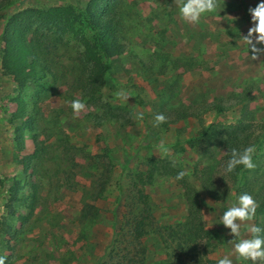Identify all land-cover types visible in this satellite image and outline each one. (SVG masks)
<instances>
[{
	"label": "rangeland",
	"instance_id": "374dc122",
	"mask_svg": "<svg viewBox=\"0 0 264 264\" xmlns=\"http://www.w3.org/2000/svg\"><path fill=\"white\" fill-rule=\"evenodd\" d=\"M89 1L61 5H73L84 13ZM259 1L217 0L215 12L191 24L181 19L175 0H108L106 7L116 18L113 25L125 51L110 60L105 87L97 96L85 95V77L79 70L85 36L80 21L75 34H62L60 41L51 43L57 48H50L48 56L43 48L38 51L41 62L43 57L48 58L46 62L55 76H44L38 66L41 80L28 83L22 91L13 75L6 85H0L4 93L10 91L8 99L0 97V123L12 122L14 128L23 125L25 134L31 132L33 143L27 148L24 134L23 152L18 150L21 158L16 160L22 170L15 176L13 170H7L11 160L0 169L6 171L0 177V257H6L5 264H100L107 258L126 211L135 208L133 184L138 181L137 174L148 169L153 170V176L145 190L154 205L157 229L142 239L147 264H166L173 249L179 255L177 244L185 233L181 225L187 220L188 204L179 180L160 175V164L148 165L158 140L167 136L166 127L154 126L155 116L160 112L166 120H172L183 112L205 115L216 102L229 109L227 118L213 122L216 125L208 136L194 143L206 126L200 128L197 138L188 141L192 147L189 158L183 160L179 154L164 159L189 171L185 178L199 191L204 224L213 245L209 258L214 262L208 264H218L215 256L231 251V242L238 240L221 223V217L238 204L241 194L248 193L256 200L254 224L264 229V117L257 101H249L247 94L238 90L239 83L223 72L220 64H216L218 73L228 75L225 81H204L193 75L184 80L182 73L198 65L185 63L183 57L170 51L177 43L184 48V43L187 46L190 41L206 39L209 33L215 35L212 40L228 41L225 34L239 38L233 27L247 24V6L254 8ZM51 6L55 5L42 8ZM220 25L223 30L227 26V30L221 31ZM237 37L234 40H243ZM4 47L0 36L1 63ZM121 90L130 94L129 101L115 97ZM77 99L86 108L74 118L71 102ZM23 105L22 117L19 109ZM233 106H238L237 112L231 111ZM138 114H142V120L136 118ZM239 122L252 131L248 143L256 148L255 168L240 172L238 166L233 173H226L231 142L229 131L221 127ZM37 141L39 152L25 170L22 162L33 154ZM205 183L227 196L214 199ZM14 186L20 189L16 194L11 191ZM223 244L228 245L227 250H221ZM132 250L135 252L133 246Z\"/></svg>",
	"mask_w": 264,
	"mask_h": 264
},
{
	"label": "trees",
	"instance_id": "16d2710c",
	"mask_svg": "<svg viewBox=\"0 0 264 264\" xmlns=\"http://www.w3.org/2000/svg\"><path fill=\"white\" fill-rule=\"evenodd\" d=\"M107 1L90 0L85 12L82 13L73 5H55L46 8L27 6L19 10L17 0H2L0 9L4 8L3 12L6 13L1 14V17L4 18L1 36L5 43L2 51V65L10 75L14 76L18 90L22 91L30 82L41 80L38 75V66L44 76L50 73L55 76L51 66L46 62L48 58L43 57L44 60L41 62L38 51L43 48V54L48 56L51 53L50 48H57V46H51V43L60 41L62 34H75L80 21L85 36L82 38L83 50L79 56V70L85 77V95L97 96L105 87L106 78L111 69L110 60L122 55L125 51V46L120 43L117 30L113 25L116 18L112 16L111 8L106 7ZM24 106L19 109L22 117L25 114ZM215 125V123L208 125L198 135L199 139L196 137L194 143H199L202 138L207 137ZM217 126L221 127L219 124ZM221 128L229 131L227 134L231 142L230 148L242 151L246 148L243 147L245 144L251 146V143H248L252 136V131L248 130L249 126H243L239 122L236 126L229 124ZM15 132L16 149L22 150L24 126H17ZM215 134H219V131H215ZM258 139L259 137H257V141ZM39 149L40 144L37 141L33 154L28 155L22 162L25 170L29 169L30 161L36 159ZM157 164L161 165L160 175H171L176 178L177 174L182 171L176 166L174 167L172 162L165 161L164 158L151 157L149 159L150 167ZM243 169V166H239L238 171L241 172ZM152 176V169L140 171L137 174L138 181L133 184L136 194L135 208L129 207V210L126 211L125 221L110 246L107 258L100 264L148 263L142 239L157 229L154 205L150 194L145 190V186ZM0 182H2L1 179ZM179 182L184 188L188 204L187 220L181 225L186 229L183 239L177 244L180 249L179 255L176 254L177 249H173L166 264H208L214 262L209 258L213 245L210 240V230L204 224L199 191L185 177ZM15 184L17 185L18 182L16 181ZM205 187L208 188L209 194L214 199L220 200L227 196L224 192L215 191L207 183H205ZM19 190L15 186L11 187L14 194ZM203 240H205L204 243H202ZM132 246L135 252H133Z\"/></svg>",
	"mask_w": 264,
	"mask_h": 264
},
{
	"label": "crops",
	"instance_id": "0c3cea01",
	"mask_svg": "<svg viewBox=\"0 0 264 264\" xmlns=\"http://www.w3.org/2000/svg\"><path fill=\"white\" fill-rule=\"evenodd\" d=\"M75 1L76 0H17V7H19L20 9L31 5L34 7L42 8L43 6L47 5H61L67 4L69 2L73 5H76ZM259 2H262V0ZM245 8L246 7L242 6L243 11L246 10ZM247 8L248 10L250 9L248 6ZM2 11H4V8L0 9V16L6 14L4 12L2 13ZM3 23L4 18H1L0 36L2 32ZM246 23L247 24L244 25L237 24L235 27H233L239 32V38L244 35H247L249 28L253 26L251 15L250 19H247ZM219 28L221 31L227 30V26H224V30L223 25H220ZM209 35L210 36L208 38L203 40L190 41L188 42L187 46H185L184 43V48L180 47L181 43H177L175 46L171 47L172 50L170 51L173 53V55H175L176 57H183L185 63L187 61L189 64L198 65L194 66V68H191L190 70H185L184 73H182L184 80H186L187 77L190 75V78H193V76L195 78L200 77V80L204 81L208 80V78L210 80L214 79L225 81L226 78H228V75L224 73H218L219 69L216 64H220L224 68L223 72L229 73L230 76H233L234 80L237 81V85L239 83V86L237 87L238 90H243L247 94L249 101H257L256 103L259 106V112L264 117V57H261L260 60L252 61L251 51L249 50L248 46L243 42V40H234V37H237V35L234 36L231 34L230 36H228V34H225L227 36L226 40H228L229 42L219 38L212 40V33H209ZM239 38L237 37L236 39ZM11 76L12 75L5 74L0 60V85H6V83L11 80L9 78ZM0 91V97L2 99H8L7 97H9L8 93H10V91L7 93H4V90ZM14 91L15 89H13L12 92ZM216 104L217 105H214L209 110V112L205 113V115H193L186 114L183 112L182 114L177 115L174 119L166 120L165 123H162V125L166 127L167 136L165 138L159 139L157 146L153 148L152 154L154 155V157L163 159L168 156L169 158H175V155L181 154V159L185 160L186 158H189L192 152V147L189 145L188 141L198 135L200 128L204 126L207 127L215 121L219 122L220 120H224L223 118H227L226 114L229 112V109H222L224 107L223 105L217 102ZM2 105L3 104L0 102V122H2L1 118L3 116ZM237 107L238 106H233L231 111L237 112ZM158 113L161 114L160 112ZM24 128L26 130V127ZM14 131L15 128L13 127L12 122H7L3 124L0 123V162H2V164L0 163V169L6 167L3 166L4 162L6 163V161L11 160V164L7 163V170H13V176L17 174L16 172L22 170V167L20 166L19 162L16 161L18 158H21V156L18 153V150L16 149V135H14ZM25 135V144L27 148H30L33 144L30 138L31 132L28 131ZM161 141H163L165 143V146L170 150L169 154L166 156L158 151V145L161 143ZM5 173V170H0V177L5 175ZM237 223L242 225L241 238H251L252 233L247 232V226H255L254 220L248 222L237 221ZM227 248L228 245L226 244H223L221 246V250H227ZM225 252L226 253L222 254L221 256L219 254L216 255L215 258L221 259L225 255H229L228 258L233 261V264H251L252 262L250 260L238 261L235 255H230L233 252V249L229 252Z\"/></svg>",
	"mask_w": 264,
	"mask_h": 264
},
{
	"label": "clouds",
	"instance_id": "9594fccd",
	"mask_svg": "<svg viewBox=\"0 0 264 264\" xmlns=\"http://www.w3.org/2000/svg\"><path fill=\"white\" fill-rule=\"evenodd\" d=\"M175 4L179 6L181 19L191 24H198L202 15L206 13L215 12L217 8V0H175ZM249 13L253 26L249 28L247 35L242 36L243 42L251 51V60L257 61L264 57V0L256 7L250 8ZM115 97L122 102L129 101L131 97L129 93L124 90L118 91ZM71 108L74 113V118L78 117L86 108L85 103L79 99L71 102ZM142 120V114L136 117ZM166 117L163 114L155 116L156 124L166 122ZM158 151L163 155L169 154V149L165 143L161 141L158 145ZM255 146H248L242 151L236 148L230 149L231 158L228 160L225 172L233 173L238 166H243L245 169H254L253 155L255 154ZM175 167V161H173ZM190 175L189 171H180L176 179L182 180L185 176ZM258 204L256 200L248 193L241 194L238 198V204L229 207L221 217V223L227 228L231 229V234L238 238V241H232L234 245L233 252L230 255H235L238 261H252L253 264H264V229L258 226H247V232L252 233L251 238H241L242 225L237 223L253 221L256 215ZM225 255L219 259L218 264H233V261ZM6 257H0V264H5Z\"/></svg>",
	"mask_w": 264,
	"mask_h": 264
}]
</instances>
